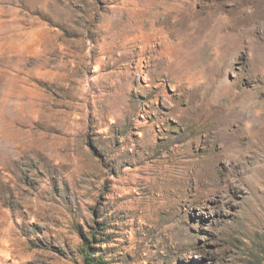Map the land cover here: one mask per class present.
Returning <instances> with one entry per match:
<instances>
[{"label": "rangeland", "instance_id": "obj_1", "mask_svg": "<svg viewBox=\"0 0 264 264\" xmlns=\"http://www.w3.org/2000/svg\"><path fill=\"white\" fill-rule=\"evenodd\" d=\"M87 244L264 264V0H0V264Z\"/></svg>", "mask_w": 264, "mask_h": 264}, {"label": "trees", "instance_id": "obj_2", "mask_svg": "<svg viewBox=\"0 0 264 264\" xmlns=\"http://www.w3.org/2000/svg\"><path fill=\"white\" fill-rule=\"evenodd\" d=\"M84 263L83 264H107L103 255L96 253L97 251L93 249L89 244L84 246Z\"/></svg>", "mask_w": 264, "mask_h": 264}, {"label": "bare ground", "instance_id": "obj_3", "mask_svg": "<svg viewBox=\"0 0 264 264\" xmlns=\"http://www.w3.org/2000/svg\"><path fill=\"white\" fill-rule=\"evenodd\" d=\"M189 21H190V19L186 16V17L183 19V24L186 25ZM231 110H232V109H231ZM231 110H230V111H231ZM235 110H236V109H235ZM231 112H232V111H231ZM232 113H233V112H232ZM226 116H228V115H226ZM229 116H230V115H229ZM229 116H228V118H229ZM234 116H235V115H234ZM226 118H227V117H226ZM230 120H231V119H230ZM225 121H226L225 119L222 120L221 125L224 124ZM233 121H234V120H233ZM224 126H225V125H224ZM223 131H224V130H223ZM232 133H233V130H232ZM226 139L228 140V141L226 140V143H228L229 141H232V142H236V143L238 144L239 141H240L239 138H238L237 136L234 135V133H233V134H230L229 137H227ZM229 143H230V144H228V145H231V142H229Z\"/></svg>", "mask_w": 264, "mask_h": 264}]
</instances>
